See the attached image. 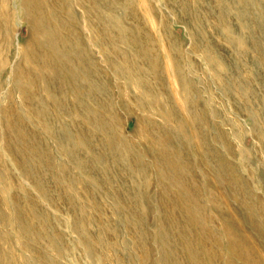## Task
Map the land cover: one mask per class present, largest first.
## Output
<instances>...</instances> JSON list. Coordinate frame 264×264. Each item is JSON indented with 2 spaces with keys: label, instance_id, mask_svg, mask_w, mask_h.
I'll return each mask as SVG.
<instances>
[{
  "label": "rangeland",
  "instance_id": "rangeland-1",
  "mask_svg": "<svg viewBox=\"0 0 264 264\" xmlns=\"http://www.w3.org/2000/svg\"><path fill=\"white\" fill-rule=\"evenodd\" d=\"M0 264H264V0H0Z\"/></svg>",
  "mask_w": 264,
  "mask_h": 264
},
{
  "label": "bare ground",
  "instance_id": "bare-ground-1",
  "mask_svg": "<svg viewBox=\"0 0 264 264\" xmlns=\"http://www.w3.org/2000/svg\"><path fill=\"white\" fill-rule=\"evenodd\" d=\"M72 2V1H71ZM135 3V2H134ZM128 12V11H127ZM51 22V21H50ZM79 28V27H78ZM88 28V27H87ZM88 31V30H87ZM79 33V32H78ZM78 35V34H77ZM80 35V34H79ZM83 37V36H82ZM95 46V45H94ZM92 49V48H91ZM158 49V48H157ZM132 52H134V51H132ZM137 53V52H136ZM128 54V53H127ZM169 54V53H168ZM168 56V55H167ZM102 59V58H101ZM142 61V60H141ZM143 63V62H142ZM152 63H153V61H152ZM146 69V68H145ZM148 70V69H147ZM167 71V70H166ZM69 74V73H68ZM62 75H64L63 73H62ZM70 75H71V73H70ZM136 75H137V73H136ZM151 76V75H150ZM61 77V76H60ZM67 77V76H66ZM70 77V76H69ZM112 77V76H111ZM121 77V76H120ZM136 77V76H135ZM138 77V76H137ZM140 77V76H139ZM64 78V77H63ZM86 78V77H85ZM84 78V79H85ZM67 79V78H66ZM46 80V79H45ZM44 80V81H45ZM87 81H88V78L86 79ZM92 80V79H91ZM97 80V79H96ZM43 81V82H44ZM65 82V81H64ZM75 82V81H74ZM67 83L69 84V79H67ZM44 84H46V82L44 83ZM114 84V83H113ZM94 86V85H93ZM106 88V87H105ZM111 88V87H110ZM122 88V87H121ZM109 89V88H108ZM114 90V89H113ZM121 90V89H120ZM70 92V91H69ZM123 93V92H122ZM104 95V94H103ZM115 95V94H114ZM128 95V94H127ZM100 96H101V94H100ZM107 96V95H106ZM105 97V96H104ZM115 97V96H114ZM106 98V97H105ZM107 100V99H106ZM109 100V99H108ZM125 100V99H124ZM126 101V100H125ZM120 102V101H119ZM116 104V103H115ZM118 107V106H117ZM98 109V108H97ZM109 109V108H108ZM74 110V109H73ZM156 110V109H155ZM99 113V112H98ZM77 126V125H76ZM79 131V130H78ZM93 136V135H92ZM164 143H165V141H164ZM166 144H167V142H166ZM174 144V143H173ZM229 184V183H228ZM226 187V186H225ZM219 205H220V203H219ZM218 207V206H217ZM220 211V210H219ZM223 212V211H222ZM234 218V217H233ZM259 218V217H258ZM224 221V220H223ZM228 221V220H227ZM225 222V221H224ZM228 223V222H227ZM226 233V232H225ZM211 242V241H210ZM206 248V247H205ZM205 251V250H204ZM226 254V253H225Z\"/></svg>",
  "mask_w": 264,
  "mask_h": 264
}]
</instances>
